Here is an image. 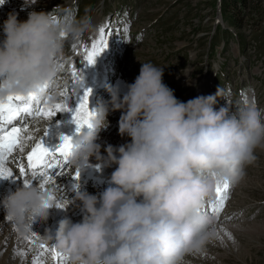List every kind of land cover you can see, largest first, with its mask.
Returning <instances> with one entry per match:
<instances>
[{
  "label": "clouds",
  "instance_id": "9594fccd",
  "mask_svg": "<svg viewBox=\"0 0 264 264\" xmlns=\"http://www.w3.org/2000/svg\"><path fill=\"white\" fill-rule=\"evenodd\" d=\"M54 18L31 11L26 20L9 13L3 21L0 100L40 93L44 85L54 90L65 44L61 33L82 39L96 27L87 15ZM163 76L164 68L144 62L133 83L106 85L109 98L97 101L88 126L73 140V170L114 167L102 192L90 194L76 183L73 197L57 208L51 193L22 183L0 200L5 218L30 232L53 209H78L79 221L65 215L55 232L46 228L43 235L67 264H186L189 254L202 252L216 235L205 202L218 181L241 183L264 149V109L248 103L217 110L219 88L181 102ZM114 112L121 113L119 135L130 142L102 145L100 134Z\"/></svg>",
  "mask_w": 264,
  "mask_h": 264
},
{
  "label": "rangeland",
  "instance_id": "374dc122",
  "mask_svg": "<svg viewBox=\"0 0 264 264\" xmlns=\"http://www.w3.org/2000/svg\"><path fill=\"white\" fill-rule=\"evenodd\" d=\"M101 1L47 0L49 8L45 12H52L58 21L69 14L77 18L87 15L97 26L96 32L94 28L82 39H74L78 65L84 66L85 47L90 48L99 40L100 28L104 27L107 31L104 39L111 47L106 60V65L111 67L109 85L123 88L125 84L133 83L141 63L151 62L164 68L163 82L181 102L195 98L200 89L198 85L204 82L208 95H215L220 89L215 105L217 110L227 104L235 108L248 103L264 109V0H234L232 3L228 0L227 19L233 16L236 23L228 32L224 31L228 27L226 23L217 25L221 29H214L215 18L219 16L217 0H105L101 5L102 12ZM36 2L40 3L39 0ZM38 3L35 0H6L0 5V26L9 13L18 14L23 21L29 12H39ZM67 38L70 37H65V41ZM105 51L107 49L103 53ZM100 56L96 59L99 64L88 66L86 74L103 68L105 58ZM66 57L62 67L65 69L60 71L54 90L50 89L49 94L52 101L67 99L71 105L76 98L71 92L72 57ZM97 76L99 81L92 83L93 89L107 82L105 74ZM95 77L96 71L94 80ZM86 78L87 75H83L85 88L89 89ZM99 93L96 101L109 98L106 91ZM202 94L205 96L204 92ZM120 115V112H114L108 116L109 129L104 137L100 134L102 145L119 146L130 142L129 138L119 135ZM53 120L31 122L32 132L38 133ZM256 156V161L247 167L243 181L236 186L230 185L215 237L202 252L189 254L185 258L186 264H264V149H258ZM68 168L65 173L69 171L68 175H71L74 171L70 166ZM6 184L0 185V200L13 190ZM208 203L205 202L204 212ZM52 211L46 223L35 225L30 232H22L0 209V264H34V261L36 264H65L51 251V242L43 239L46 228L56 229ZM55 252L58 253L56 249Z\"/></svg>",
  "mask_w": 264,
  "mask_h": 264
},
{
  "label": "snow or ice",
  "instance_id": "6c2138e0",
  "mask_svg": "<svg viewBox=\"0 0 264 264\" xmlns=\"http://www.w3.org/2000/svg\"><path fill=\"white\" fill-rule=\"evenodd\" d=\"M4 0H0V4H3ZM55 19V18H54ZM107 35V31L104 27L100 28V38L92 43L91 47H85V60L88 66L96 63L97 57H99L104 49L108 46L104 37ZM66 34L61 33V37L65 38ZM76 48V45H73ZM58 66L62 68L64 65L60 60L57 61ZM71 75L74 81L72 85V91L75 93L76 89H82V91L76 95L75 101L70 105L65 99L64 102L50 103L52 96L49 94L50 88L48 85H44L40 93L29 92L27 95H10L6 100H0V179H13L17 180V177L13 175L9 168L5 167L6 157L13 153L14 150L24 151L25 140H31V135L28 133L26 117L32 119H51L59 113L69 114L71 113V121L76 125V133L88 126L91 111L89 108V96L91 95V89H86L83 73L78 72L76 66H71ZM65 93H61L64 96ZM73 104L75 107L73 108ZM20 124L19 127L15 126L13 122ZM5 125H11L10 128H6ZM49 134V131L45 132V136ZM73 138L69 136H63L61 143L55 149H50L45 146L44 140H41L34 144L31 151L27 155L28 167L32 169V178L37 176L40 179L35 183L43 192L51 193V198L56 200V207L63 208L64 200H57L55 195L48 190L47 185L52 181V176L63 175V169L68 164V157L73 147ZM59 168L60 171L56 169ZM49 170H52L49 175ZM19 175L26 176L25 168L23 166L19 169ZM80 173L75 171L74 180H79ZM26 186L33 184L29 179L22 180ZM230 185L226 181H218L216 186V202L211 206L212 214L218 215L224 208L228 199V193ZM205 214H208V210H205ZM43 247V246H41ZM54 255L61 260L66 259L55 252V248L51 249ZM34 264L36 262L34 261Z\"/></svg>",
  "mask_w": 264,
  "mask_h": 264
},
{
  "label": "bare ground",
  "instance_id": "6f19581e",
  "mask_svg": "<svg viewBox=\"0 0 264 264\" xmlns=\"http://www.w3.org/2000/svg\"><path fill=\"white\" fill-rule=\"evenodd\" d=\"M40 1V3H38V2H36V0H35V3H38L39 5V7L41 8V10H45V8L48 6L47 4H49V3H47V0H39ZM91 33V32H90ZM73 42H74V39H72V38H69V39H67L66 41H65V44H64V52H63V55H62V57H61V59H60V61L62 62L64 59H66L67 57L66 56H68V57H72V64H73V66H76V68H77V71L78 72H82V70H83V75L84 74H86L87 72H88V70H89V68H87V69H84V68H86L85 67V64L84 63H82L84 66H81V65H78L77 64V60L75 59L76 57V55H77V48H73ZM80 58H81V56H80ZM83 59V58H82ZM82 59H81V61H82ZM71 64V65H72ZM99 63H95L94 65H98ZM104 66V65H103ZM98 70H99V74L98 75H104L105 73H104V67L103 68H97ZM106 75V74H105ZM98 77V76H97ZM107 83V82H106ZM106 83H104L103 85H98L96 88L97 89H100V88H102V87H104L105 85H106ZM193 84V83H192ZM92 88V87H91ZM93 89V88H92ZM198 91H199V96H203V94H202V91H200V89H198ZM53 123H55V124H53ZM70 127H74V128H72V130H74L75 131V128H76V125L74 124V123H72V121H71V115H69L68 117H67V121L65 122V123H60V121H55V122H51V123H48L47 124V126L46 127H44L41 131H40V135L36 138V140H35V143H37V142H39V141H41V140H44V143H45V146L46 147H50V145L54 142V141H58V142H60L61 143V138L63 137V136H69V132H70ZM46 131H49V134L47 135V136H45V132ZM27 135V134H26ZM77 136V133H76V131H75V133H74V137H76ZM25 142H27V140L25 141ZM24 142V144H26ZM34 143V144H35ZM34 144H32L31 145V147L29 148V149H32V147L34 146ZM29 145V144H28ZM23 153H24V151H23ZM22 155V152H20L18 149L17 150H14V153H13V155H12V157L13 158H19V157H21V160L20 161H23L25 158L24 157H22L21 156ZM92 163L95 165V161L93 160L92 161ZM9 165H11V164H9ZM9 165L7 164L5 167L6 168H9L11 171H12V173H13V175L15 176V171H13V169H11L10 167H9ZM72 171H74V170H72ZM112 171H114V167L113 168H106V169H101L100 171H96L102 178H110L111 177V173H112ZM72 173V172H71ZM62 176H65V174H63ZM56 178V177H55ZM68 181H70V179H65V181H61V182H63V183H66V186H68ZM76 181V183H79V184H81L82 183V180H75ZM7 183L6 185L8 186V188H11V189H13L12 191H15L16 190V188L17 187H19V186H21L22 184H19L16 180H13V179H7V180H5V179H0V185L2 184V183ZM59 184H61L60 183V180H58V183H57V185H59ZM50 186H51V184H49ZM57 185H54L51 189H53L54 187H56ZM3 186V185H2ZM2 188H4V187H2ZM47 188H49L48 186H47ZM49 190V189H48ZM11 191V192H12ZM50 191V190H49ZM55 191V190H54ZM56 198H58L57 196H55ZM214 201L216 202V194L214 195ZM75 209V208H74ZM75 210H78V209H75ZM52 215L54 216V218H55V224H56V227H57V223H58V221L60 220V219H62L63 218V216H64V212H63V210H60V209H53V211H52ZM81 219V216H78V221ZM226 233V232H225ZM44 248H46V246L44 247ZM57 257V256H56Z\"/></svg>",
  "mask_w": 264,
  "mask_h": 264
},
{
  "label": "trees",
  "instance_id": "16d2710c",
  "mask_svg": "<svg viewBox=\"0 0 264 264\" xmlns=\"http://www.w3.org/2000/svg\"><path fill=\"white\" fill-rule=\"evenodd\" d=\"M234 0L231 1V3L233 2ZM243 2V1H242ZM228 3V0H222V10L224 12V14H226V8H227V4ZM228 22L233 24L234 25V21L233 19H231V17H228Z\"/></svg>",
  "mask_w": 264,
  "mask_h": 264
}]
</instances>
